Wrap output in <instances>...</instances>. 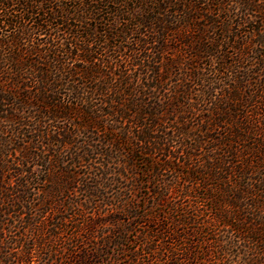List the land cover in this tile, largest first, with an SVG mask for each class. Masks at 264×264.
Instances as JSON below:
<instances>
[{
	"label": "trees",
	"instance_id": "1",
	"mask_svg": "<svg viewBox=\"0 0 264 264\" xmlns=\"http://www.w3.org/2000/svg\"><path fill=\"white\" fill-rule=\"evenodd\" d=\"M0 264H264V0H0Z\"/></svg>",
	"mask_w": 264,
	"mask_h": 264
}]
</instances>
